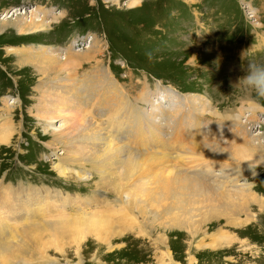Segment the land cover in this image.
Segmentation results:
<instances>
[{"label": "rangeland", "instance_id": "obj_1", "mask_svg": "<svg viewBox=\"0 0 264 264\" xmlns=\"http://www.w3.org/2000/svg\"><path fill=\"white\" fill-rule=\"evenodd\" d=\"M129 2L0 0V221L8 224L5 234L0 230V242H22L30 234L39 240L29 241L31 249L36 244L35 250H22L24 261L3 257L0 264H264V164L252 165L254 169L258 165L256 176L250 168L241 167L236 178L238 185L249 187L246 192L261 199L262 204L247 203L254 215L248 220L242 213H216L219 217L213 221L184 229L177 225L174 211L162 217V208H157V214L150 201L130 202L128 192L121 193L123 202L117 200L119 185L127 175L135 182L129 192L154 187L160 161L146 158L154 153L155 158L169 160L173 170L185 172L192 163L174 157L185 134L196 137L190 143L197 149H204L207 142L224 146L225 140L216 142L224 132L231 141H264V98H258L243 81L239 83L249 61L264 63V0H140L135 7ZM20 18L43 19L47 25L36 33L19 34L15 26ZM81 37L87 44H81ZM93 48L91 60L80 57ZM52 52L79 56L69 72L72 80L65 79L64 73L45 76L39 71ZM108 70L124 92L108 93L101 83ZM63 77L74 88L75 98H81L87 118L95 119L102 129L109 128L111 141L125 150L131 147L130 155L139 157L137 165L131 166L135 159L126 154L111 166L102 154L97 160L91 154L90 139H83L76 130L82 111L62 116L41 110H50L60 97L62 93L49 86ZM192 95L198 101L191 100ZM200 105L206 111L199 114L195 109ZM231 113L240 115V120ZM109 116L114 119L110 127ZM134 118L142 122L143 136L152 133L176 148H137L136 138L130 145L127 137L134 129ZM118 122L126 126L123 136L117 131ZM168 153L172 155L167 158ZM233 155L228 150L214 158L230 163ZM239 166L234 162L229 167ZM177 185L186 183L173 186ZM16 190L17 194L11 192ZM179 191L197 199L195 192ZM4 198L6 202L19 200L21 209H4ZM45 200L48 203L40 205ZM58 200H63L64 208ZM213 205L218 204L207 201L187 208L200 206L205 211ZM78 209L107 214L124 226L115 224L118 234L108 242L92 230L74 233V228L67 229L68 235L60 233L56 242L49 237L51 223L79 218ZM27 215L36 220L34 225L19 227L17 220ZM219 231L227 240L218 245L213 236Z\"/></svg>", "mask_w": 264, "mask_h": 264}, {"label": "bare ground", "instance_id": "obj_2", "mask_svg": "<svg viewBox=\"0 0 264 264\" xmlns=\"http://www.w3.org/2000/svg\"><path fill=\"white\" fill-rule=\"evenodd\" d=\"M139 4H140V0H130V2H129V5L131 7H135ZM21 19L22 18L18 19V21H20V23L15 26L16 27L15 30L19 34H25L26 35V34L39 32L42 29V27L46 24L45 20H43V19L34 20V19L29 18V20H27V21L26 20L23 21V19L22 20ZM3 25H5V23H3L2 26ZM95 52H96V50H94V48L93 49H87V52L83 55H80V57L84 58V59L86 58L87 60L88 59L91 60L92 57H94L93 55L95 54ZM78 58H79V56L72 55V54H68V55L61 57V56H59L58 53L52 52L46 57V60L41 62V66H40L39 71L45 76L52 74V73H57V72H58V75L61 73H64L65 79H66L67 77H70V75H71V74H69L70 69H72V67L76 65ZM72 77H73V74H72ZM67 79H71V77L67 78ZM58 81H59V83H57L56 85L49 86V89L57 90L58 93H62V94L56 100V102H54V104L50 105V110H47V109H41V110L45 111V112L51 111V113L56 111L57 113L61 114L62 116H66V114H69V113H73V115H74V112L82 111L78 115L79 120L76 119L77 120L76 130L79 133V136H81L83 139L85 137H88L90 139V141H91V149H90L91 154L94 155V157H96L97 160L100 159L99 157H97V155L102 154L103 156L107 157L106 164L111 166L113 164L120 163L119 155H125L126 154L127 157H131V158L135 159V160H133L134 162L131 163L130 165L131 166L137 165L138 164L137 159L139 157L130 155L131 152H130L129 148H131V147L127 146L128 149L125 150L121 144H118L116 142L111 141V139L109 138L110 135H108L109 128H108V130H106L107 129L106 127H103V129H102V127H100L99 123H97L95 121V119L93 120V119L87 118L88 112L82 107L81 100H80L81 98H78V97L75 98V96H74L75 92L73 91L74 88L71 85L66 84L64 82V77ZM71 83H73V82H71ZM101 83L104 85V87H107V90H109L108 93L124 92V87H122L119 84L118 80H115L114 77L111 76L110 70H108V72L106 71V78H105L104 82H101ZM42 88H44V87H42ZM46 89H47V87H46ZM81 96H82V94H81ZM190 97H191V100H193L195 98L194 95H192ZM195 100L198 101L197 98H195ZM205 102L206 101H204V103ZM207 105H208V107L210 106L209 103H207ZM204 109H205V107L200 105L199 107H197L195 109V111H197L200 114V113L206 111ZM118 112H121V111L118 110ZM212 113H215V115L216 114L218 115V113L215 110L212 111ZM231 114L233 115V113H231ZM234 115H235V113H234ZM234 115L232 117H234ZM235 116L239 117L238 120H240V117H241L240 115L236 114ZM156 117L157 116L155 115V117L153 119L155 120ZM221 117H223V116H221ZM248 117H250V116L248 115ZM108 120H109V122L107 124L110 127V123H113L114 119L111 116H109ZM225 121H226V119H225ZM118 123H120V124L118 125L117 131L119 132V134L121 136H123L124 132L126 130V126H123L124 122H118ZM157 123H159V122H157ZM141 124H142V122L139 121L137 118H134L132 120V125H133L134 129L129 133V135L127 137V141L130 143V145L134 144V139L136 138L138 140V144H136L135 147H137V148L142 147V148H147V149L150 148L151 149L152 146L153 147L157 146L163 150H165V149L170 150L171 147H172V149L176 148V146H173V145L170 146L169 144L162 143L161 140H159V138H154L152 136V133H150L147 136H143L141 134V131H140V125ZM159 126L160 125L157 126V132H156V134L158 136L162 132L158 129ZM243 129H244V127H243ZM190 130H191L190 132H192V127ZM238 130L240 131V128H238ZM87 131H89L90 134H87L86 133ZM185 131H183V132H185ZM187 133H189V132H187ZM212 133L215 135L214 131ZM224 133H223L222 138L217 139L216 142H223L225 140L223 143H225V142H227V143L224 144V146H222V144H221L220 148L212 145L214 150H216V151H213L212 149H210L208 147H205L203 149L202 146L199 149H197L195 146L192 145L193 142H192V144L190 143L192 140L196 139V137L194 135H192V137L191 136L189 137L188 135L185 134L183 136V138H186L185 142L180 143V146H179V144L177 145L178 148H180L182 150L179 149V151H177L178 150V148H177V150L175 152L176 156H174L176 158L188 160L189 162L194 164V165L191 164L189 166V168L186 169L185 172L173 170V168L171 167L173 165L169 164V160H163L160 156L158 158H155V157H153L155 155V153L152 156H147L146 158L149 161L150 160L160 161V163L158 164L160 172H159L158 179L156 180V182L154 184V187L139 188L136 191L129 192V191H131L132 186L135 184V182L132 181L131 175H127L123 180H121V183L119 185L120 190L118 193L119 198H117V200L120 202H123L121 199V193H124V195H126L128 192L127 196H128V198L131 199L130 202L133 201L135 203L136 202L142 203V202H149L150 201L154 204L152 211L157 213V214H159V211L157 210V208H162L163 209L162 217L167 216V215L169 216V215H171L172 211H174V216L177 219V221L179 222V223H177V225H179L180 228H184V229L186 226H187L186 227L187 229L190 226L195 228L198 223H202V222L207 221V220L212 219V218L216 219L217 217H219V216L214 215L216 213H218V215L221 214L223 216H225V215L226 216H230V215L235 216L237 214L242 213L246 217L245 218L246 220L253 218L254 215H252L249 212L248 207H247V203L262 204L261 199H259L258 197L255 198V196L252 194V192H249V191L246 192L249 189V187L246 185L240 186L241 185L240 183L238 185V180L236 178L239 177V175H240L238 172L240 171L241 167L248 169L250 162L252 165L253 164H264V141L260 140V141L255 142L253 139L242 141V139H243L242 138L240 140L242 142H236L234 138H233L234 141H231V138H229L228 136H225ZM233 133H235V132H233ZM137 134H138V136H137ZM214 135H212V136H214ZM212 136H211V139L213 138ZM203 137H204V135H203ZM97 141H99V142H97ZM194 142H196V141H194ZM202 142H204V141H202ZM199 143H201V142H199ZM208 144H210V143L209 142H207V144L205 143V145H208ZM213 144H214V142H213ZM228 150L232 151V154H234L233 156H231L234 161L230 162V163L227 162L228 160H226V159H223V158L220 159L222 157V154L228 152ZM148 151H150V150H148ZM217 151H222V152H217ZM161 153H163V152H161ZM169 155L171 156L172 154L168 153L167 158L169 157ZM165 156H166V154H165ZM189 156L192 158H190ZM218 156H221V157H219V159L214 158V157H218ZM225 157H229V156H225ZM199 158H202V160L200 162H198ZM234 162H236V164H238L240 166L238 168H235V169L233 167H229L231 165V163H234ZM166 163H168V164H166ZM174 167H175V165H174ZM214 168L219 169L220 173H222V175L220 173H214V170H215ZM201 176H203L204 179ZM179 182H184V183H186V185L185 186L177 185L176 187L173 186L174 184H179ZM221 182L225 183L226 186L229 185L228 187L236 186L235 190H234V188L233 189L232 188L227 189L228 187L226 188V186L225 187L221 186L220 185V184H222ZM127 187H129V188L126 190ZM180 189H185L186 191H189L191 194H193L195 192V196L197 197V199L191 200L188 192L179 191ZM18 191L19 190L11 191V192L13 194H17ZM27 192L31 193L32 190H30V191L28 190ZM25 197H28V196H25ZM48 197H49V195H46L45 199H47ZM47 200H45V202L41 203L40 205L48 203ZM96 200L97 199H95V201ZM207 201L211 202V203H217L218 205L217 206H215V205L210 206L205 211H200L202 209L200 206L187 208L189 205L202 204L203 202H207ZM3 202L6 204L5 206H3V208L8 210V211L16 212L17 210L21 209V208H19V205L17 204L19 202V200L12 199V200H9L8 202H6L5 198H4ZM59 202H61L60 205L61 206L63 205V208H64L63 200H58L57 203L59 204ZM20 205H23V203L21 202ZM123 207L128 208L126 206H123ZM76 212L79 214V218H77L75 220L69 221L68 223H66L67 221H64V220L51 223L52 226H51V232L49 234V237H54L53 240L56 242V240H58L60 238V235H61L60 233H64V232L66 233L67 229L74 228V233L75 232L78 233L80 230H92L97 236H100V238L102 240L108 242L112 235L118 234L119 229L117 228V226L119 228L124 226V225L116 223L115 221H113L112 218H110L111 216L104 214V213L93 214V213H89L87 211H83V210H79V209ZM81 213H83V214H81ZM6 217H7V215H6ZM237 218H235V219H237ZM118 219L121 220L122 218H118ZM213 219H212V221H213ZM170 220L171 219L168 218L167 221L170 222ZM30 221H32V223H30ZM35 221L36 220H32L31 217L29 215H27L24 218H20L19 220H17V223L21 224L19 226V227H21V226L26 225V224L34 225L33 222H35ZM174 221H176V220H174ZM6 223L5 222L1 223V221H0V230H2V232L4 234H5L6 230H8V226H7L8 224H6ZM73 224H76V225H73ZM115 224H117V226ZM46 229H48V228H46ZM10 230L13 231L14 229H10ZM11 235H13V234H11ZM62 235H65V234H62ZM67 235H68V232H67ZM27 236H29V235H27ZM27 236L23 237L22 240L24 238H26ZM30 236H31V238H28V239L26 238L22 242H18V241L13 242V241H10L9 239H7L8 241L4 240V241H2V243L0 242V258L5 257V259L7 258L6 260H9V261H10V259H17V260H23L24 261L25 256L23 253L25 251L23 252L22 250H24V249L29 250L30 249L29 251H33V250H35V247L38 248L36 246V244H35V246L32 244V246H34V249H31V247H30L31 245L29 244V241L31 242V240L33 238H34L33 240L37 241L38 237H36V235H31V234H30ZM5 237H3V238H5ZM70 237H71V235H70ZM213 237H214L213 240L215 241L214 244H218L220 241L227 240V237L225 236V234L221 233L220 231ZM54 241H53V243H54ZM223 243H225V242H223ZM4 245H7V246L3 247ZM2 260H4V259H2ZM2 260H0V261L2 262ZM3 263H4V261H3Z\"/></svg>", "mask_w": 264, "mask_h": 264}, {"label": "clouds", "instance_id": "obj_3", "mask_svg": "<svg viewBox=\"0 0 264 264\" xmlns=\"http://www.w3.org/2000/svg\"><path fill=\"white\" fill-rule=\"evenodd\" d=\"M244 72L245 74L240 78L239 83L243 81L244 85L251 91L255 92L258 98H264V63L249 61L247 64V68L246 69L244 68ZM210 123L212 122L206 123L203 126V128H207V126ZM205 147H208L213 151H216L214 150L213 146L210 144L205 145ZM217 152H222V151H217ZM249 168L252 170V175L256 176L257 175L256 168L255 169L253 168L251 162L249 163Z\"/></svg>", "mask_w": 264, "mask_h": 264}, {"label": "built area", "instance_id": "obj_4", "mask_svg": "<svg viewBox=\"0 0 264 264\" xmlns=\"http://www.w3.org/2000/svg\"><path fill=\"white\" fill-rule=\"evenodd\" d=\"M82 38V40H81V44L83 43V41H84V44L86 43L87 44V41H86V39H84L85 37H81Z\"/></svg>", "mask_w": 264, "mask_h": 264}]
</instances>
